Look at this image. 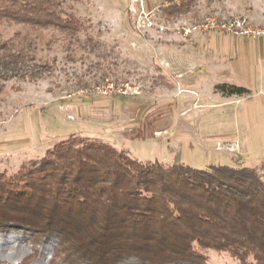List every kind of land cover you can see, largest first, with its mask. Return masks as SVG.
Returning <instances> with one entry per match:
<instances>
[{
	"label": "rangeland",
	"instance_id": "obj_1",
	"mask_svg": "<svg viewBox=\"0 0 264 264\" xmlns=\"http://www.w3.org/2000/svg\"><path fill=\"white\" fill-rule=\"evenodd\" d=\"M182 1L73 4L107 55L72 61L58 43L42 52L57 59L46 60L51 73L0 80V172L16 173L78 136L166 168L244 165L264 179V39L192 31L211 16L264 27V0H195L168 18ZM183 27L192 32L182 36ZM222 84L248 93L226 97ZM209 256L207 264H239L228 253Z\"/></svg>",
	"mask_w": 264,
	"mask_h": 264
},
{
	"label": "trees",
	"instance_id": "obj_2",
	"mask_svg": "<svg viewBox=\"0 0 264 264\" xmlns=\"http://www.w3.org/2000/svg\"><path fill=\"white\" fill-rule=\"evenodd\" d=\"M84 1L0 0V80L51 73L46 60L57 59L42 52L58 43L68 60L106 56L71 10ZM194 2L183 0L167 17ZM216 90L248 93L232 84ZM210 252L264 264V179L256 167L166 168L70 136L16 173L0 172V264H207Z\"/></svg>",
	"mask_w": 264,
	"mask_h": 264
},
{
	"label": "built area",
	"instance_id": "obj_3",
	"mask_svg": "<svg viewBox=\"0 0 264 264\" xmlns=\"http://www.w3.org/2000/svg\"><path fill=\"white\" fill-rule=\"evenodd\" d=\"M193 29V30H192ZM192 29H187L183 27L181 29L183 36H187L192 31L202 30V31H217L221 33H229L237 37L244 39H264V27L254 26L246 17H232L227 19H218L216 17H207L204 21L198 26ZM164 30L163 28L161 29ZM192 30V31H191ZM97 91H100V88L97 87ZM107 93V92H105Z\"/></svg>",
	"mask_w": 264,
	"mask_h": 264
}]
</instances>
